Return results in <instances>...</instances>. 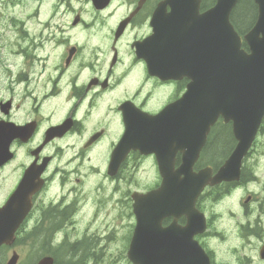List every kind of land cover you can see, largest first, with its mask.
Returning <instances> with one entry per match:
<instances>
[{"label":"flooded vegetation","instance_id":"af4514ba","mask_svg":"<svg viewBox=\"0 0 264 264\" xmlns=\"http://www.w3.org/2000/svg\"><path fill=\"white\" fill-rule=\"evenodd\" d=\"M139 1L111 0L96 9L91 0H0V144L7 149L0 163V209L27 175L34 189L13 241L0 246V264H11L12 259L13 264H29L24 262L31 256L26 229L40 227L47 234L63 223L80 225L93 205L105 201V189H112L129 160L137 157L130 153L114 177L108 174L111 152L126 138L127 119L135 123L157 115L184 94L185 77L151 76L137 57L136 45L150 35V18L163 0H145L130 17ZM122 8L124 15L110 26ZM104 146L109 152L99 173L88 153ZM75 148L72 157L62 158L65 149ZM221 162L207 164L213 174ZM241 171L238 181L207 184L197 198L204 230L193 236L200 252L188 264H264V174ZM71 177L73 186L65 190ZM159 183L157 175L150 187L135 192L145 194ZM130 193L125 201L133 219ZM64 200L68 204L62 207ZM153 224L165 233L170 226L185 228L188 219L169 217ZM153 233L157 241L160 231L154 228ZM65 244L69 256L78 258L75 264H104L101 256L107 247L98 250L95 243L90 248L70 237Z\"/></svg>","mask_w":264,"mask_h":264},{"label":"water","instance_id":"95a60500","mask_svg":"<svg viewBox=\"0 0 264 264\" xmlns=\"http://www.w3.org/2000/svg\"><path fill=\"white\" fill-rule=\"evenodd\" d=\"M238 1L216 0L215 6L200 16L199 0H170L154 14L153 21L159 22L161 29L159 32L154 29L155 34L147 40V45L150 46L157 34L156 59L160 55L171 63H156L149 54L144 58L150 71L161 79H175L181 78V71L185 70L189 72L191 81L183 97L159 116L147 119L149 129H143L142 137L151 130L159 134L160 130L156 128L160 124L158 119L171 110L176 121L165 140L168 144H133L135 125L131 128L127 119L129 130L126 138L111 156L110 173H115L130 150H137L142 155L154 154L162 180L156 190L145 195H133L137 227L128 256L134 264H177V248L184 245L182 237L166 241V255L152 256L151 223L155 217L158 220L166 216L178 218L190 212L191 227L196 229L195 232L203 229V225L199 227L196 224L199 219L195 218L194 202L208 183L206 173L210 170L195 174L192 167L210 126L219 116L224 123L231 121L238 141L233 156L212 180L220 183L238 178L241 160L264 115V0H253L257 6V19L243 37L238 36L229 23L230 13ZM167 5L171 7L170 14L165 12ZM183 31L184 40H177L178 32ZM242 40L249 52L240 48ZM177 152L182 154V163L174 170L173 159ZM13 230L11 227L10 235ZM3 231L4 228L0 227V243L4 241ZM38 264H52V260L45 258Z\"/></svg>","mask_w":264,"mask_h":264},{"label":"rangeland","instance_id":"374dc122","mask_svg":"<svg viewBox=\"0 0 264 264\" xmlns=\"http://www.w3.org/2000/svg\"><path fill=\"white\" fill-rule=\"evenodd\" d=\"M57 3V0H52ZM49 6V5H48ZM241 7V3L238 5ZM236 8V11L238 10ZM122 10V13L115 17L116 14ZM118 10L110 20L111 24L124 15V8ZM229 138L226 132H218L214 134L211 139V143L207 151L205 152L204 159H209L212 154L219 153L221 151V144H227ZM75 149H65L62 154V158L66 155L73 156ZM108 148L98 147V149L92 150L88 153L90 163L95 167L96 171L103 172L108 155ZM104 154V158H103ZM61 158V160H62ZM103 159V161H101ZM152 161L150 159H132L126 168V171L122 174L120 179L112 183L111 190L105 189V201L98 202L93 205L89 210L87 216L83 219V222L76 224H62V228L55 229L50 233L45 234L44 228H30L26 229L30 232V255L24 259V262L34 264L40 256L55 254L60 264H75L67 261V259H75L78 262V258L69 256V247L66 246L68 237L76 240L83 241L84 244H89L90 248L93 244L97 243L96 248L99 250L102 246L107 247L101 256L104 259V264H129L125 259V249L127 239L131 233L133 226V219L130 217L129 203L125 201L126 195L134 190L140 188L150 187L155 182V173L152 170ZM83 175H90L89 171L80 170ZM244 173H262L264 174V122L260 130V133L252 147L251 152L244 161L243 164ZM73 177L70 178L65 190L71 189ZM121 190L120 195H114V192ZM50 198L53 195H49ZM58 195L55 200H59ZM48 204L49 201L47 200ZM68 203L66 200L62 202V207ZM68 230V228H71ZM68 231L69 235L65 236ZM63 238H66L65 242H61ZM106 254V255H105ZM99 262V261H98Z\"/></svg>","mask_w":264,"mask_h":264},{"label":"trees","instance_id":"16d2710c","mask_svg":"<svg viewBox=\"0 0 264 264\" xmlns=\"http://www.w3.org/2000/svg\"><path fill=\"white\" fill-rule=\"evenodd\" d=\"M254 7L251 0H242L241 7L232 15V22L239 32H245L250 27L251 19H254Z\"/></svg>","mask_w":264,"mask_h":264}]
</instances>
